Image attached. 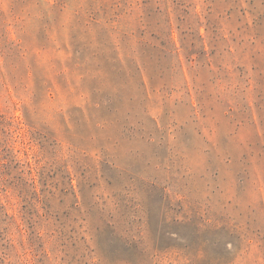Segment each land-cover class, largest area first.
<instances>
[{"label": "rangeland", "instance_id": "374dc122", "mask_svg": "<svg viewBox=\"0 0 264 264\" xmlns=\"http://www.w3.org/2000/svg\"><path fill=\"white\" fill-rule=\"evenodd\" d=\"M0 264H264V0H0Z\"/></svg>", "mask_w": 264, "mask_h": 264}]
</instances>
